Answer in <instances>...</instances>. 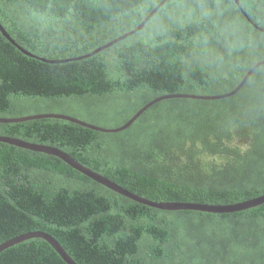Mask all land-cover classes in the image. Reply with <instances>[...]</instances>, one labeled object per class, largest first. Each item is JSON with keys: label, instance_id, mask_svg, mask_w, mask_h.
<instances>
[{"label": "trees", "instance_id": "trees-1", "mask_svg": "<svg viewBox=\"0 0 264 264\" xmlns=\"http://www.w3.org/2000/svg\"><path fill=\"white\" fill-rule=\"evenodd\" d=\"M163 0H0V23L48 60L86 55ZM264 28V0H239ZM264 60V32L235 0H166L143 28L79 60L46 62L0 31V117L62 113L122 126L162 95H222ZM0 136L57 147L152 201L227 205L264 194V64L234 95L172 98L127 129L58 118L0 122ZM79 264H264V203L213 213L130 199L53 154L0 142V244L32 231ZM0 264H68L44 238Z\"/></svg>", "mask_w": 264, "mask_h": 264}, {"label": "water", "instance_id": "water-1", "mask_svg": "<svg viewBox=\"0 0 264 264\" xmlns=\"http://www.w3.org/2000/svg\"><path fill=\"white\" fill-rule=\"evenodd\" d=\"M239 9L241 12L244 14V16L250 21L254 27H256L258 30L264 32V28L258 26L254 22H252L247 15L246 11L244 10L243 6L241 5L239 0H235ZM166 0H163L156 8H154L150 14L140 23V25L133 29L132 31L112 40L111 42L96 48L92 52L80 56V57H75V58H68V59H60V60H48L43 57H39L29 51H27L25 48H23L21 45H19L12 37L11 35L6 31V29L3 27V25L0 23V31L2 34L16 47H18L23 53L36 57L42 61L46 62H68V61H73V60H79L83 58L90 57L101 50H104L105 48L113 45L116 42H119L123 38H126L129 35H132L133 33L141 30L143 26L146 24V22L151 18V16L155 13V11L164 3ZM264 64V60L259 61L256 63L244 76V78L241 80V82L237 85L235 89H233L230 92H227L222 95H214V96H208V95H196V94H181V93H176V94H168V95H162L157 98H154L153 100L149 101L147 104H145L142 108H140L130 119L128 122L123 124L122 126L116 127V128H106L102 126H98L89 122H86L82 119L67 115V114H62V113H38V114H29L25 116H19V117H0V122L2 123H14V122H23L27 120H35V119H41V118H58V119H64L68 120L77 124H80L84 127H88L94 130L102 131V132H119L124 129H127L133 122L141 115L143 114L147 109H149L152 105L165 100V99H172V98H191V99H204V100H214V99H220L223 97H228L236 94L242 86L245 84V82L248 80V78L252 75V73L261 65ZM0 142H5L11 145H15L18 147L30 149V150H35L39 152H44V153H49L53 154L55 156H58L65 162H67L70 166H72L74 169L80 171L84 175L96 180L97 182L105 185L106 187L114 190L117 193H120L130 199H133L135 201H138L142 204H146L155 208L159 209H164V210H185V209H191V210H199V211H205V212H213V213H228V212H235V211H241L245 210L248 208H252L255 206H258L262 203H264V194L262 196H259L254 199L250 200H245L242 202H236L233 204H227V205H213V204H206V203H194V202H163V201H152L147 198L141 197L128 189L124 188L122 185L110 180L109 178L105 177L104 175L90 169L89 167L85 166L81 162H79L77 159H75L73 156L68 154L67 152L51 146V145H46V144H40V143H35V142H30L23 140L21 138H15V137H8V136H0ZM34 237H40L46 239L60 254V256L68 263V264H79L77 263L70 255L69 253L65 250V248L61 245V243L53 237L51 234L45 232V231H32L28 232L25 234H22L18 237L12 238L8 241H5L0 244V252L3 250L7 249L10 246H13L19 242H22L24 240L34 238Z\"/></svg>", "mask_w": 264, "mask_h": 264}]
</instances>
